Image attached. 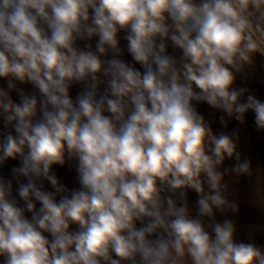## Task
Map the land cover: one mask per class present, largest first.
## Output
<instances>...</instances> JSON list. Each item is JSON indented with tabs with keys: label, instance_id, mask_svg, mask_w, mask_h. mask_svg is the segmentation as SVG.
Returning <instances> with one entry per match:
<instances>
[{
	"label": "clouds",
	"instance_id": "9594fccd",
	"mask_svg": "<svg viewBox=\"0 0 264 264\" xmlns=\"http://www.w3.org/2000/svg\"><path fill=\"white\" fill-rule=\"evenodd\" d=\"M258 63L264 0H0V264H264Z\"/></svg>",
	"mask_w": 264,
	"mask_h": 264
},
{
	"label": "rangeland",
	"instance_id": "374dc122",
	"mask_svg": "<svg viewBox=\"0 0 264 264\" xmlns=\"http://www.w3.org/2000/svg\"><path fill=\"white\" fill-rule=\"evenodd\" d=\"M261 77H264V69L258 63L256 66V69H255V72L249 76L248 80L241 81V83L244 86L251 87L253 89V91L255 92V94L258 96V98L264 99V85H262L260 82ZM201 110H202L203 114L205 115L206 119L211 121L213 124L221 125L220 121H219V116L222 115V113H220L218 111L211 110L207 106H203L201 108ZM235 123L236 122L234 120L229 122V124H235ZM243 127L250 129L257 134V132L254 130L253 121L251 118L248 119L247 124L244 125ZM257 136H258V139L260 140V143H262L264 145V138H262L258 134H257Z\"/></svg>",
	"mask_w": 264,
	"mask_h": 264
},
{
	"label": "crops",
	"instance_id": "0c3cea01",
	"mask_svg": "<svg viewBox=\"0 0 264 264\" xmlns=\"http://www.w3.org/2000/svg\"><path fill=\"white\" fill-rule=\"evenodd\" d=\"M244 130L248 133L253 134V137L256 140V144L257 146L264 148V145L262 143H260V140L258 139V136L255 132H253L250 129H247L245 127H243ZM217 132L225 130L222 127H218V128H214ZM232 128H228L227 130H231ZM241 136H242V147L245 149V151H247L250 155H252L253 157H260L262 155H264L263 152L256 150L255 149V145L253 142V138L247 136L246 134H244L243 132H241ZM246 138V139H245ZM59 175L61 177L62 180L65 181H69V182H73V175L69 174L67 171L65 170H60L59 171ZM245 219H256V214L254 212H252L251 210L246 211L245 213Z\"/></svg>",
	"mask_w": 264,
	"mask_h": 264
},
{
	"label": "trees",
	"instance_id": "16d2710c",
	"mask_svg": "<svg viewBox=\"0 0 264 264\" xmlns=\"http://www.w3.org/2000/svg\"><path fill=\"white\" fill-rule=\"evenodd\" d=\"M263 69H264V68H263ZM201 111H202V110H201ZM213 127H214V128H218V127H222V125H219V124H213ZM237 127H241V128H242V131H241V132H243V133L246 134L247 136L253 138V142H254V145H255V149H256V150H259V151H261V152L264 153V148H261V147L257 146V144H256V140H255V138L253 137V134L246 132V131L244 130L243 126H240V125H238L237 123H235V124H229V125H228V128H237Z\"/></svg>",
	"mask_w": 264,
	"mask_h": 264
}]
</instances>
